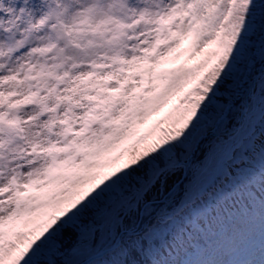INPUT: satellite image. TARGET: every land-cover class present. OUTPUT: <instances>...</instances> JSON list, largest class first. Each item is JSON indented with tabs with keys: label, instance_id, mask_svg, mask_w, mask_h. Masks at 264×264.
I'll return each mask as SVG.
<instances>
[{
	"label": "snow or ice",
	"instance_id": "snow-or-ice-1",
	"mask_svg": "<svg viewBox=\"0 0 264 264\" xmlns=\"http://www.w3.org/2000/svg\"><path fill=\"white\" fill-rule=\"evenodd\" d=\"M4 2L0 264H170L255 216L228 264H264V0Z\"/></svg>",
	"mask_w": 264,
	"mask_h": 264
},
{
	"label": "rangeland",
	"instance_id": "rangeland-1",
	"mask_svg": "<svg viewBox=\"0 0 264 264\" xmlns=\"http://www.w3.org/2000/svg\"><path fill=\"white\" fill-rule=\"evenodd\" d=\"M5 8H12L14 9V12L11 16L6 15L4 19L7 21L9 19H13L20 16V8H23V5H20V8H17L15 0H5L4 2ZM84 69H80L79 71H83ZM63 106L61 108V112L64 110ZM26 115L24 118H27L28 115L32 114V109H26ZM47 117L42 118L40 123L42 124L44 120H46ZM42 129H37V131H41ZM41 141H46V136L40 137ZM54 139H64V137L54 138ZM23 147H27L28 145L22 144ZM253 226V227H252ZM251 226V231L256 232L257 230L260 232V223H257L256 225ZM227 237V236H226ZM225 238V237H224ZM260 236L257 238L248 237L245 239L244 243L241 245L242 237L236 236L234 237L235 246L240 248L241 251L245 252L244 256H239L237 254H232L229 256V254L225 253L219 248L216 249L217 244L219 241L216 242L213 241L212 245L209 249L203 250L199 247L197 244H193V247L197 249V251L189 252L186 247L182 246L181 248H178L175 253H170L167 258L162 257V259L169 260L170 264H203L206 260H213L216 262V264H228V262H242L247 260H253L258 262L261 259V251H260ZM251 239V240H250ZM117 241V246H118ZM228 252L233 250V244L230 243L228 245ZM111 249V250H110ZM108 249L106 253H104V257L102 256L100 260H105L106 264H108L110 261H113L116 264V261L118 259H113L116 255L112 254L114 249L110 248Z\"/></svg>",
	"mask_w": 264,
	"mask_h": 264
},
{
	"label": "trees",
	"instance_id": "trees-1",
	"mask_svg": "<svg viewBox=\"0 0 264 264\" xmlns=\"http://www.w3.org/2000/svg\"><path fill=\"white\" fill-rule=\"evenodd\" d=\"M247 217H244V218H239V217H237V219H236V221L234 222H232V223H226L225 225H224V227L223 228H221L220 230H214L212 233H211V238L212 239H215V234H218L219 232H221V233H225V232H227L228 231V229H229V227L230 226H234V223H241V224H244V223H246L247 222ZM100 250H98L97 252H99ZM104 257V256H103ZM113 259H118V257H117V255L113 258ZM98 260H100V259H98ZM108 264H115L113 261H110Z\"/></svg>",
	"mask_w": 264,
	"mask_h": 264
}]
</instances>
